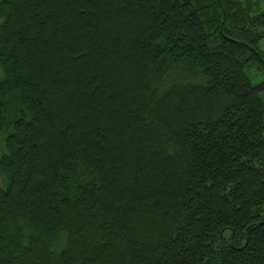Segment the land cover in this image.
<instances>
[{"label": "trees", "instance_id": "obj_1", "mask_svg": "<svg viewBox=\"0 0 264 264\" xmlns=\"http://www.w3.org/2000/svg\"><path fill=\"white\" fill-rule=\"evenodd\" d=\"M264 0H0V264H264Z\"/></svg>", "mask_w": 264, "mask_h": 264}, {"label": "rangeland", "instance_id": "obj_2", "mask_svg": "<svg viewBox=\"0 0 264 264\" xmlns=\"http://www.w3.org/2000/svg\"><path fill=\"white\" fill-rule=\"evenodd\" d=\"M263 48H264V44H263ZM0 74H1V71H0ZM1 181V180H0Z\"/></svg>", "mask_w": 264, "mask_h": 264}]
</instances>
